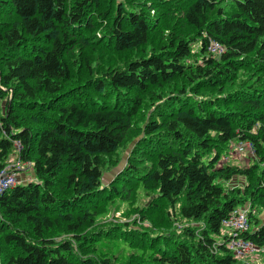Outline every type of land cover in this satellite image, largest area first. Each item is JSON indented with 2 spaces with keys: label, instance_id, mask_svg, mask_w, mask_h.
<instances>
[{
  "label": "trees",
  "instance_id": "trees-1",
  "mask_svg": "<svg viewBox=\"0 0 264 264\" xmlns=\"http://www.w3.org/2000/svg\"><path fill=\"white\" fill-rule=\"evenodd\" d=\"M139 1L141 10L117 4L105 31L114 51L149 43L162 20L146 9L177 14L189 32L89 80L96 95H115L106 105L74 84L66 57L84 43L80 35L92 26L89 15L99 0H0V97L12 88L0 117V173L15 153L32 163L36 175L0 194L2 264H124L136 258L148 264H245L228 247L233 231L223 228L245 202L256 212L250 210V227L240 236L264 252V0ZM11 15L16 20L5 18ZM212 41L223 45L221 54L210 52ZM197 86L218 93L198 100L189 93ZM148 94L163 100L144 128L153 161L130 163L127 173L136 183L154 185L156 198L184 223L162 234L156 224L147 232L125 226L117 237L134 245L136 235L143 244L125 255L107 243L108 231L90 239V250L88 238L101 228L89 236L82 232L102 201L105 159L128 138ZM234 138L253 144L257 159L248 167L218 164L221 148ZM239 175L247 179L244 187L225 186ZM129 179L122 181L125 190ZM62 218L70 237L56 240L52 230Z\"/></svg>",
  "mask_w": 264,
  "mask_h": 264
},
{
  "label": "rangeland",
  "instance_id": "rangeland-1",
  "mask_svg": "<svg viewBox=\"0 0 264 264\" xmlns=\"http://www.w3.org/2000/svg\"><path fill=\"white\" fill-rule=\"evenodd\" d=\"M74 0H68V5ZM118 3H124L129 8H134L136 10H141L142 6L139 4V0H99L96 8L92 9L90 13L91 21H93L92 26L88 29L87 34H81L80 37L85 39L83 44H80L70 50L67 54L69 64L72 67V74L75 85H82L87 88L86 92L88 95L97 96V98L103 102V104L109 105L110 101L114 100L115 95L111 93L99 92L98 95L91 89L92 84H86L89 80L94 79L96 76L101 74L103 70L112 68L117 65H124L131 59L139 55L146 54L147 52L155 49H159L163 45L168 44L169 37H175L177 34H183L181 32L188 33L185 24L178 18L177 14L169 15L168 11H158L151 10L145 11L151 13L154 17L159 15L162 20L161 26L151 32L150 41L146 45H142L138 48H129L124 51H114L112 49L114 45V40L108 39V31L111 28L112 20L116 12V7ZM5 18H12L11 20H16L15 15L7 16ZM200 46L199 42H196L194 49H198ZM4 54L3 44L0 41V58ZM193 58H191L192 61ZM246 75L244 70L241 71ZM168 86V85H167ZM166 88L164 91H166ZM170 89V88H169ZM168 89V90H169ZM6 94L0 97V117L6 112L7 109V99L12 98V88L4 89ZM192 90V88H191ZM189 93L201 100L203 98H211L214 94L218 93L214 89L207 87H198L196 93ZM102 91V90H101ZM159 92V91H158ZM84 96V94H80ZM191 96V95H190ZM163 100H155L154 94H148L145 96V102L138 111V113L133 118V128L130 131L128 138L121 144V146L114 152L107 155L105 163L103 165V192L102 201L91 209L93 211L89 216L92 218L89 220L84 228V235H92L93 231H97L96 235L91 236L89 242V249H92L90 239L96 237L99 240L98 234L103 232V236L106 237V232L108 231L109 238H107V243L113 246H121V249L125 254L131 253V249L138 248L137 245L141 246V237L134 235L137 243L134 245L130 240H125L117 232H122V228L126 226L128 230H135L140 228L142 232L149 231V227L157 226L161 230L156 232V234H162V232H168L170 229L180 230L179 225L184 223L177 212L174 211L168 204L158 200L156 198V188L154 185H148L145 187L143 183H136L137 179H129L130 172L129 165H145L152 164L151 159V147L147 146L144 142L145 133L144 128L148 119H152L153 115L158 108V103ZM166 109H163V111ZM256 129V128H254ZM241 139L234 138L230 141L229 145H225L221 148V155L218 161L220 165L234 164L241 167H248L253 163L256 158L255 150H241L240 146L242 144ZM7 171L13 172L17 183H23L25 181L35 180L36 175L32 163H26L20 160L18 154L12 153L9 156L7 163ZM127 179L131 180V187L127 190L123 189V182L127 183ZM123 181V182H122ZM247 179L245 176H235L230 181L225 183V186H239L244 187ZM140 184V185H139ZM135 188H141L139 193H136ZM161 205V209H154V205ZM251 207L250 202H245V204L238 207ZM90 209V208H88ZM255 210V209H252ZM256 212V211H255ZM260 216L264 220V209L259 211ZM96 222V226L93 224ZM63 218L61 223L57 228L52 230L54 232L53 237L56 240L70 237V233L65 231L67 228ZM227 231L228 227H223ZM164 236V235H163ZM159 237V235H158ZM105 240V239H104ZM149 245L150 241L148 240ZM157 243H165L167 239H156ZM143 245V244H142ZM101 247H106L104 242ZM138 250H140L138 248ZM263 249L253 253L242 261L245 264H264V252ZM108 254L107 251H103ZM138 253V252H137ZM92 253H90L91 255ZM4 262V257L0 256V264ZM147 261H142V258H136L132 261H125L124 264H148Z\"/></svg>",
  "mask_w": 264,
  "mask_h": 264
},
{
  "label": "built area",
  "instance_id": "built-area-1",
  "mask_svg": "<svg viewBox=\"0 0 264 264\" xmlns=\"http://www.w3.org/2000/svg\"><path fill=\"white\" fill-rule=\"evenodd\" d=\"M210 52L213 54H221L224 51L223 45L218 41H212L209 46ZM17 151L22 148L21 142L16 141ZM241 150L254 151L253 144L250 141L244 140L240 146ZM9 160V158H8ZM21 160V159H20ZM30 163V162H26ZM7 165L0 173V194L5 192L8 188L14 186L17 182L13 172L7 171ZM252 210L251 207H236L227 218L223 220V226L228 227V230L233 231V237L229 239L228 247L232 250L235 257L243 260L253 253L260 250L257 245L248 239H244L240 234L247 231L250 227L248 214Z\"/></svg>",
  "mask_w": 264,
  "mask_h": 264
},
{
  "label": "bare ground",
  "instance_id": "bare-ground-1",
  "mask_svg": "<svg viewBox=\"0 0 264 264\" xmlns=\"http://www.w3.org/2000/svg\"><path fill=\"white\" fill-rule=\"evenodd\" d=\"M17 184V183H16Z\"/></svg>",
  "mask_w": 264,
  "mask_h": 264
}]
</instances>
